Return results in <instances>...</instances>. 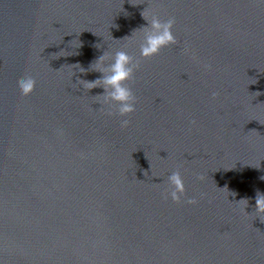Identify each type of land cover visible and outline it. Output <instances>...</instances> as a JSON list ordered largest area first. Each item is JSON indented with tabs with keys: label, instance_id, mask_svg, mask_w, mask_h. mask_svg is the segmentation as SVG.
I'll list each match as a JSON object with an SVG mask.
<instances>
[{
	"label": "water",
	"instance_id": "1",
	"mask_svg": "<svg viewBox=\"0 0 264 264\" xmlns=\"http://www.w3.org/2000/svg\"><path fill=\"white\" fill-rule=\"evenodd\" d=\"M142 13L176 44L141 57ZM262 178L264 0H0V264H264Z\"/></svg>",
	"mask_w": 264,
	"mask_h": 264
},
{
	"label": "clouds",
	"instance_id": "2",
	"mask_svg": "<svg viewBox=\"0 0 264 264\" xmlns=\"http://www.w3.org/2000/svg\"><path fill=\"white\" fill-rule=\"evenodd\" d=\"M144 13V12H143ZM142 13L143 18L147 21L148 27L142 29L140 32L143 35V43L140 46V56L143 58H150L157 55L163 48L176 44V39L172 33L174 20L169 19L164 23L151 16L146 19ZM109 60V56L104 53L96 62V69L105 71L103 65ZM138 64L134 62L133 57L129 56L124 51L115 53L114 60L107 68V74L102 81L107 94L104 96V102L110 107L112 105L118 106V115L122 118L121 127H127L129 121L127 116L135 111V97L131 90L126 86V82L133 78L134 71ZM97 83H86L88 89L94 88ZM35 88V80L31 77H26L19 83V89L22 95H30ZM112 113L109 112V115ZM264 179V178H262ZM169 183L174 186V190L170 192L172 200L177 201L180 195H183L184 186L179 172H173L168 177ZM189 203H195L190 200ZM255 210L257 214H264V194L257 192L255 200Z\"/></svg>",
	"mask_w": 264,
	"mask_h": 264
}]
</instances>
